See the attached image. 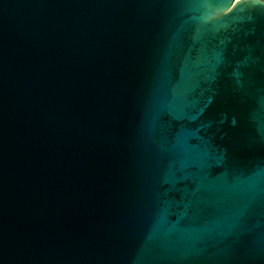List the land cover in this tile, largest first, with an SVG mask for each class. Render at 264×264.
<instances>
[{
	"label": "water",
	"instance_id": "water-1",
	"mask_svg": "<svg viewBox=\"0 0 264 264\" xmlns=\"http://www.w3.org/2000/svg\"><path fill=\"white\" fill-rule=\"evenodd\" d=\"M0 264H264V0H0Z\"/></svg>",
	"mask_w": 264,
	"mask_h": 264
}]
</instances>
